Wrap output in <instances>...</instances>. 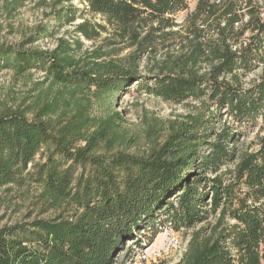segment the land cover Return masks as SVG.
Returning a JSON list of instances; mask_svg holds the SVG:
<instances>
[{
  "label": "trees",
  "instance_id": "trees-1",
  "mask_svg": "<svg viewBox=\"0 0 264 264\" xmlns=\"http://www.w3.org/2000/svg\"><path fill=\"white\" fill-rule=\"evenodd\" d=\"M26 1L0 0V11ZM74 1L51 0L53 26L0 44V75L37 73V91L55 89L50 100L0 107V192L24 190L25 201L34 188L38 210L0 217V264H114L127 242L151 244L166 228L191 231L178 264H264V136L255 152L241 144L264 129V0H198L186 50L166 52L147 76L139 58L177 39L174 16L188 1L78 0L83 11ZM66 26L72 36H58ZM46 38L52 48L34 47ZM133 88L194 110L156 120L140 155L126 151L121 113L105 109Z\"/></svg>",
  "mask_w": 264,
  "mask_h": 264
},
{
  "label": "rangeland",
  "instance_id": "rangeland-1",
  "mask_svg": "<svg viewBox=\"0 0 264 264\" xmlns=\"http://www.w3.org/2000/svg\"><path fill=\"white\" fill-rule=\"evenodd\" d=\"M51 0H28L24 6L14 12L11 16L6 15L0 11V44H15L20 42L24 37L33 34L38 26H53L54 21L45 16V12L49 11L48 2ZM189 9L180 12L174 16L175 22L180 24V27L175 30H181V33L175 35V39L170 45L165 47H158L157 53H144L139 58V74L151 75L152 70L155 68V62L164 58L165 53L173 56H178L182 50H186V24L188 17L194 12L198 0H187ZM43 2V3H42ZM73 6L79 8L81 11L85 10V5L80 1L75 0ZM80 14V13H79ZM86 18L92 21H100L99 16H92L88 12L85 13ZM74 26H66L60 28L58 36H72ZM104 34L102 37H105ZM85 46L89 49L92 48V43L82 39ZM101 42L97 43L99 45ZM54 41L46 38L38 41L34 47L39 48H52ZM166 48V50H165ZM168 48V49H167ZM160 50H163L160 52ZM132 52V49L124 50L122 56ZM156 58V59H155ZM256 73L250 76L248 80L254 79L259 76ZM42 75L33 74L32 76L25 77L24 79L16 80L12 73L4 71L0 75V107H27L31 106L37 100L41 102L50 100L53 96L55 89H52L49 96L46 90L49 84L42 85L40 90H36V84H41ZM89 94V93H88ZM90 96V95H89ZM106 111L116 110L121 113L124 119L123 128L126 130L127 138L132 139L126 151L128 153L140 155L149 149V140L146 131L150 127H155V122L158 120L161 124L169 120H178L179 116L190 114L194 112L191 105H176L166 103L162 100L148 96L142 92L131 89L128 94L121 93L119 97L113 101L112 108L105 107ZM165 126V125H163ZM161 128V126L156 125ZM160 140L163 138L161 133ZM264 136V129L261 127L253 130H247L242 138L241 144L243 150L255 152L261 147V138ZM233 169L234 165L227 167ZM4 191V192H3ZM34 188L29 189L27 200H23L24 190H15L12 193H7L5 190L0 192L1 196L10 195L7 206L0 207V217H3L2 223H14L26 218L30 212L34 215L38 213L32 205V194ZM25 197V198H27ZM54 213L45 215V217L53 216ZM191 231L176 232L170 228H166L162 233L157 235L154 241H146L140 238L135 244L132 241L126 243V248L116 254L114 264H178L188 248Z\"/></svg>",
  "mask_w": 264,
  "mask_h": 264
}]
</instances>
